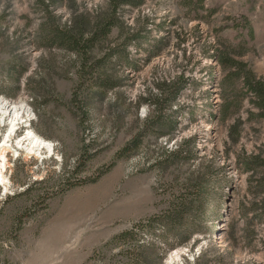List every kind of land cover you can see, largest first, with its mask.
Returning <instances> with one entry per match:
<instances>
[{
	"label": "rangeland",
	"instance_id": "rangeland-1",
	"mask_svg": "<svg viewBox=\"0 0 264 264\" xmlns=\"http://www.w3.org/2000/svg\"><path fill=\"white\" fill-rule=\"evenodd\" d=\"M106 1L74 0L90 12ZM57 2L68 20L70 1ZM120 19L108 41L136 37L127 61L82 70L74 51L42 45L37 0H0V99L28 109L9 138L37 133L51 144L7 153L0 264H192L202 250L206 264H264V165H244L264 158V118L242 77L229 91L234 68L218 60L264 79V0H144ZM101 54L95 47L89 63ZM178 76L184 84L162 111L174 128L151 127L155 107L137 101ZM100 77L117 85L105 90ZM137 134L138 147L124 149ZM182 140L189 156H168ZM184 223L187 243L176 235Z\"/></svg>",
	"mask_w": 264,
	"mask_h": 264
},
{
	"label": "trees",
	"instance_id": "trees-1",
	"mask_svg": "<svg viewBox=\"0 0 264 264\" xmlns=\"http://www.w3.org/2000/svg\"><path fill=\"white\" fill-rule=\"evenodd\" d=\"M58 0H37V3L41 7L43 20L38 26V31L41 32V42L43 46L46 47H61L67 50L74 51L81 59V69L88 68V65H94L96 68H102L110 64L114 59H123L127 61V45L136 37L131 36L129 33L125 36L121 44L111 45L108 41L114 28L123 31L125 27L124 22L120 19V10L124 6L128 7H138L144 0H107L103 5H99L93 12L86 10L85 8L79 9L74 0H69V19L65 21H60V15L55 12V7L57 6ZM72 1V3H71ZM58 7V6H57ZM97 47L101 51L100 57L95 58L92 63L89 61L92 58L91 53L94 52V48ZM218 60L221 64L225 66L233 67L234 70L228 74V84L230 86L229 91L234 89L232 87V79L236 77H242L244 85L247 90L254 96L253 104L259 109L258 116L264 118V79L256 77L252 70L247 66V64L240 60H235L229 58L226 54L218 56ZM92 68V66H90ZM103 74V72H102ZM175 81L166 82L165 80L157 83L158 92L155 94H148L145 98H141L137 101V106L141 102L147 101L149 104L155 107L157 115L153 118H148L145 120L146 124H150L151 127H167L173 129L175 124L171 119L163 117L162 111L164 107L170 103V100H174L183 86L184 78L178 76ZM100 85L106 87L105 90L112 88L117 85L116 82H112L109 78L100 77ZM225 91V90H224ZM227 97L229 94L226 95ZM226 97V99H227ZM229 107V102L223 103L221 105V112L223 116H226ZM238 125L239 122H234L230 128L236 129V136L234 141L237 139L238 135ZM160 132L159 134H162ZM170 137V136H169ZM188 140H182L175 149L167 151L166 154L189 156V151L183 148ZM140 143L139 134L135 135L124 147L126 149L129 144L137 148ZM264 165V158L260 159L257 154L250 155L248 160L244 161L246 168H251L252 164L256 161ZM260 185L264 187V178H261ZM203 186H201L200 191ZM259 211L264 215V202L258 205ZM185 224V223H184ZM183 224V225H184ZM185 224L183 232L176 233L180 242L189 241L190 234H186ZM192 245L197 244V240L194 239ZM216 247L215 244H212ZM206 256V250H202L194 258L192 264H206V262L211 261Z\"/></svg>",
	"mask_w": 264,
	"mask_h": 264
},
{
	"label": "bare ground",
	"instance_id": "bare-ground-1",
	"mask_svg": "<svg viewBox=\"0 0 264 264\" xmlns=\"http://www.w3.org/2000/svg\"><path fill=\"white\" fill-rule=\"evenodd\" d=\"M27 113V104L23 99H20L18 101H9L6 98L0 99V126L3 122H9L7 124L9 133L7 131L5 139H3V144L0 147V165H3L0 168V172L1 169L4 168L7 164V153H31L32 151H37L41 148H47L48 150L51 148L50 142L38 136L37 133H31L29 137L18 140L17 143H15L16 145L12 144L11 138L9 137H12L10 135H12V132H14V130L17 128L19 122L22 123L21 118ZM3 133L4 131L1 132L0 130V138L1 136H3L1 135ZM26 142L27 144H25Z\"/></svg>",
	"mask_w": 264,
	"mask_h": 264
}]
</instances>
